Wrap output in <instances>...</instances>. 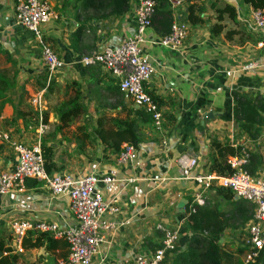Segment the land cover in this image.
I'll return each instance as SVG.
<instances>
[{"label":"crops","instance_id":"obj_1","mask_svg":"<svg viewBox=\"0 0 264 264\" xmlns=\"http://www.w3.org/2000/svg\"><path fill=\"white\" fill-rule=\"evenodd\" d=\"M46 1L53 15L40 24V40L61 62L49 77L40 57V41L15 24V0H0V75L9 80L14 75L13 85L3 93L6 101L0 106V174L15 167L16 156L9 143L19 141L27 146H50L52 173L112 178L113 182L99 184L97 190L105 203L117 208L116 214L103 217L116 227L99 234L89 264H123L136 256H147L160 247L164 231L176 230L175 249L161 262L173 264L189 238L185 208L190 210L191 199L199 192L182 178L177 158L184 155L195 159L192 173L206 174L209 139L214 137L241 147L239 155L232 157L258 154L259 164L252 176L264 174V28L255 27L253 10L242 0H187L177 6L158 0L156 7L163 3L172 21L185 27L186 37L171 49L161 43L162 37L150 25L140 43L151 68L143 88L160 102L154 101L162 115V129L157 132L140 113L146 112L119 90L116 77L98 64L79 62L105 47H116L133 33L135 0H128L120 16L84 9V0ZM191 3L199 23L187 20ZM225 4L234 8L236 25L226 13L219 16L216 12ZM214 23L223 26L216 36L209 34ZM230 29L233 32L225 37L224 32ZM76 85L80 92L78 114L60 126L59 113L72 105L70 95ZM232 91L257 98L262 107L254 138L233 120ZM34 97L40 99L41 130ZM122 118L133 121L138 138L132 159L124 163L118 162L119 152L113 153L95 132L99 123L108 126V119ZM218 188L224 189L213 185L201 194L202 204H192V208L216 205L219 210H229L230 203L217 194ZM231 196L234 202L243 201ZM245 203L252 218V206ZM251 218L237 230L225 229L218 246L227 244L229 251L243 249L241 240ZM15 222L68 225L72 217L66 198H52L41 184L26 187L21 193L0 195V255L13 257L11 264L64 263L59 259L62 249L46 244L21 249L27 235L42 233L26 232L16 243L11 230ZM7 249L9 252L4 253Z\"/></svg>","mask_w":264,"mask_h":264},{"label":"built area","instance_id":"obj_2","mask_svg":"<svg viewBox=\"0 0 264 264\" xmlns=\"http://www.w3.org/2000/svg\"><path fill=\"white\" fill-rule=\"evenodd\" d=\"M172 6L187 0H169ZM158 0H135L134 30L113 48L105 47L89 56L81 57L79 62L86 65L98 64L118 79V88L126 94L133 105L149 114L152 127L158 132L162 129V115L151 95L143 88L149 79L151 68L145 54L140 51V43L145 30L151 25V17ZM53 13L46 0H17L14 5V21L23 29L32 32L40 41V57L51 76L61 65L51 48L40 40V24L45 23ZM255 27L264 28V8L253 11ZM186 37L184 26L173 20L169 34L162 38V44L174 49L181 45ZM48 79V78H47ZM38 119L39 129L43 128L40 99H32ZM10 147L16 156L12 171L0 174V195L16 194L25 190L26 181L41 184L52 198H66L72 222L62 227L45 222H15L11 230L16 243H20L26 232L46 234L53 239H62L67 245V258L62 264H89L91 253L97 247L101 232L113 230L116 225L103 219L105 215L118 212L110 203H105L98 193L99 184H109L114 180L96 175L72 176L64 173L47 174L43 166L40 146L24 145L19 141H10ZM134 155V147L123 144L117 155L118 162H129ZM242 157H230L227 164L232 169L229 177H215L208 174L192 173L196 167L195 159L184 155L177 158L183 179L192 182L199 192L191 199L192 204H202L201 194L213 185L229 190L235 197L252 206L251 224L241 242L245 250L244 262H252L264 248V174L251 176L241 167ZM178 233L176 230L163 232L160 247L147 256H136L123 264H161L163 257L175 249Z\"/></svg>","mask_w":264,"mask_h":264},{"label":"trees","instance_id":"obj_3","mask_svg":"<svg viewBox=\"0 0 264 264\" xmlns=\"http://www.w3.org/2000/svg\"><path fill=\"white\" fill-rule=\"evenodd\" d=\"M248 4L251 9L256 12L264 8V0H242ZM17 2V0H15ZM84 9L89 8L95 13L107 12L109 14L120 16L125 13L128 7V0H84L82 2ZM194 4H190L187 8V20L191 23L201 22L200 18L194 15ZM220 16L226 13L229 20L235 25V10L229 5H223L222 8L216 9ZM172 18L169 11L163 10V3H159L155 7V11L151 17V25L160 37H166L170 32ZM223 26L220 23H214L209 29V34L218 35L222 31ZM233 32L232 29L224 32V36L228 37ZM14 75L10 80L0 75V106L6 101L3 93L13 85ZM232 115L237 127L244 131L249 137L254 138L261 124L260 112L262 107L257 98H249L246 93L232 91ZM80 92L77 85L73 89L72 105L70 108L59 113L60 126L65 125L72 117L78 114L80 106L76 104ZM153 100L159 105V99L155 95H151ZM139 112V111H136ZM140 113L145 116L151 123L149 114ZM110 123L104 126V123L98 124L95 130L97 137L103 142L113 153L120 151L121 144H129L133 147L136 145L138 138L135 132L133 121L126 119H108ZM152 125V123H151ZM240 146L233 147L226 142H220L214 137L209 139V164L207 166L208 175L215 177H229L232 169L227 164V159L237 156L240 153ZM41 155L43 158V166L47 174L55 172L52 169L51 148L50 146L40 145ZM259 164V155L255 153H247V157L243 159L241 167L249 175H254L257 165ZM38 185L35 181L25 182V187L34 188ZM217 194L224 201L230 203L229 210H219L216 205L211 206H194L192 211L185 208V225L189 231V238L185 246V250L175 255L173 264H264V248L258 253L252 262H244L245 250L236 247L233 251H229L227 244L218 246V240L225 229L231 231L239 229L251 218V211L248 204L244 201H232L231 192L227 189H217ZM47 245L48 248L56 249L64 252L59 256L60 261L65 262L67 258V245L62 239H52L45 234L27 235L21 242V249L37 248ZM232 246V245H229ZM233 247V246H232ZM159 248V247H158ZM5 250L4 253H8ZM174 253V252H173ZM13 257L0 255V264H11Z\"/></svg>","mask_w":264,"mask_h":264},{"label":"rangeland","instance_id":"obj_4","mask_svg":"<svg viewBox=\"0 0 264 264\" xmlns=\"http://www.w3.org/2000/svg\"><path fill=\"white\" fill-rule=\"evenodd\" d=\"M237 234H240L238 240H236V242L239 243V240L241 239V235H242V233L240 232V233H237ZM237 234H236V235H237ZM226 235H229V233H227Z\"/></svg>","mask_w":264,"mask_h":264},{"label":"water","instance_id":"obj_5","mask_svg":"<svg viewBox=\"0 0 264 264\" xmlns=\"http://www.w3.org/2000/svg\"><path fill=\"white\" fill-rule=\"evenodd\" d=\"M181 204H182V202H181Z\"/></svg>","mask_w":264,"mask_h":264}]
</instances>
